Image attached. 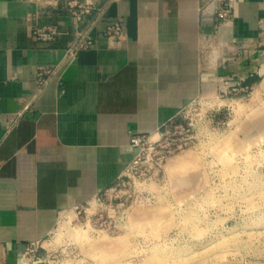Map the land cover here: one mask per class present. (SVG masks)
I'll return each instance as SVG.
<instances>
[{"label":"crops","instance_id":"0c3cea01","mask_svg":"<svg viewBox=\"0 0 264 264\" xmlns=\"http://www.w3.org/2000/svg\"><path fill=\"white\" fill-rule=\"evenodd\" d=\"M203 1L94 0L75 16L63 0H0V264H26L28 244L45 243L61 214L117 181L133 136L162 131L198 97L211 77L203 41L218 25ZM229 1L217 76L248 84L246 59L264 51V0ZM115 21L124 41L108 46ZM49 28L51 43L35 39ZM78 33L94 45L68 58ZM39 69L49 71L41 89Z\"/></svg>","mask_w":264,"mask_h":264},{"label":"rangeland","instance_id":"374dc122","mask_svg":"<svg viewBox=\"0 0 264 264\" xmlns=\"http://www.w3.org/2000/svg\"><path fill=\"white\" fill-rule=\"evenodd\" d=\"M203 43L211 77L179 118L188 147L156 178L151 154L112 194L61 214L26 264H264V51L243 84L217 76L216 29Z\"/></svg>","mask_w":264,"mask_h":264},{"label":"built area","instance_id":"2783aa9c","mask_svg":"<svg viewBox=\"0 0 264 264\" xmlns=\"http://www.w3.org/2000/svg\"><path fill=\"white\" fill-rule=\"evenodd\" d=\"M62 1V0H57ZM66 2L67 7L72 9H78L79 13L72 12L73 15L79 16L81 13L86 14L92 9L94 0H63ZM109 2H116L118 0H108ZM232 5L229 0H204L200 7V13L202 15L212 16L218 22L215 27L216 30L225 23L228 22L231 16ZM33 35L35 39L42 43H51L57 36V32L53 28L46 29L45 31L34 30ZM103 38L107 41L108 46H119L124 41L121 23L115 21L108 25L104 32ZM94 41L86 37L82 33L76 35V39L71 48L65 51V56L68 58L75 55L79 51L89 50L93 47ZM49 74V71L39 69L36 75V85L38 89L45 86V80L43 76ZM236 84V83H235ZM228 88V87H227ZM234 91V90H233ZM181 115H177L171 118L164 126L162 131L147 135V136H133L130 139L129 145L126 147L127 152H134V156L130 164L118 177L117 181L109 188L98 193L93 199L98 198L101 195H110L113 190L118 186L119 179L123 176L131 177L136 174L137 170H141L147 167L148 157L152 154L155 156L154 162L149 165V169H153L151 177L156 178L160 171L163 169V165L177 153L184 151L190 144L191 137L188 135L190 132V125L182 124L179 120ZM91 199V200H93ZM87 203V202H85ZM84 203V204H85ZM81 205L75 207L73 210L78 211L80 214ZM85 213V210H82ZM42 244V243H41ZM40 243L28 244L24 251L18 254V258L23 260L26 256L36 253L41 248ZM33 264H39L35 262Z\"/></svg>","mask_w":264,"mask_h":264},{"label":"bare ground","instance_id":"6f19581e","mask_svg":"<svg viewBox=\"0 0 264 264\" xmlns=\"http://www.w3.org/2000/svg\"><path fill=\"white\" fill-rule=\"evenodd\" d=\"M221 27H222V26H221ZM221 27H220V28H221ZM220 28H219V30H220Z\"/></svg>","mask_w":264,"mask_h":264}]
</instances>
